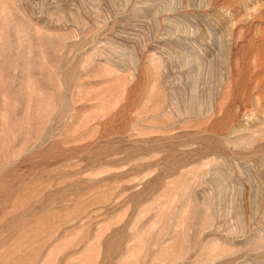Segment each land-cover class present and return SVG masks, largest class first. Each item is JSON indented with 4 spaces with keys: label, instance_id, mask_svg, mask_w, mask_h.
Instances as JSON below:
<instances>
[{
    "label": "rangeland",
    "instance_id": "obj_1",
    "mask_svg": "<svg viewBox=\"0 0 264 264\" xmlns=\"http://www.w3.org/2000/svg\"><path fill=\"white\" fill-rule=\"evenodd\" d=\"M0 264H264V0H0Z\"/></svg>",
    "mask_w": 264,
    "mask_h": 264
}]
</instances>
